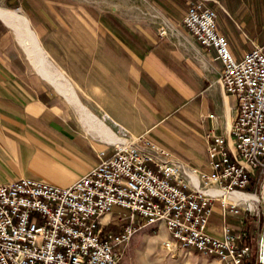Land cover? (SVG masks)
Instances as JSON below:
<instances>
[{"label":"built area","instance_id":"built-area-1","mask_svg":"<svg viewBox=\"0 0 264 264\" xmlns=\"http://www.w3.org/2000/svg\"><path fill=\"white\" fill-rule=\"evenodd\" d=\"M185 5L181 27L199 47L214 51L221 89L236 104L222 132L209 128L204 135L207 170L180 162L141 133L110 142L95 166L68 186L29 177L0 183V264H118L121 246L154 223L167 233V250L194 249L222 264H264V210L255 254L224 220L241 211L254 216L253 204L264 198V43L251 42L235 58L206 0ZM214 189L256 198L224 202ZM214 202L222 220L217 235L208 232ZM112 206L123 211L116 231L108 219L101 221Z\"/></svg>","mask_w":264,"mask_h":264},{"label":"crops","instance_id":"crops-1","mask_svg":"<svg viewBox=\"0 0 264 264\" xmlns=\"http://www.w3.org/2000/svg\"><path fill=\"white\" fill-rule=\"evenodd\" d=\"M185 1L148 0L146 10L161 22L163 35L154 29L157 26L132 25L109 11L97 13L88 25L76 26L73 33L87 54L86 69L73 75L76 84L64 82L77 102L56 90L69 108L46 92L33 90L29 78L12 76L11 59L4 53L7 40L1 36L0 183L29 177L68 186L95 166L99 151H109L110 142L136 139L141 133L180 162L206 171L204 135L209 128L222 132L233 120L236 104L221 89V63L214 51L199 47L181 27ZM241 2L206 0L216 17L221 8L229 19L230 10H242ZM224 26L216 21V30L226 36L235 58L249 51L251 42L264 43L240 35L246 47L237 50ZM81 109L100 121L106 132L87 122ZM116 218L111 212L101 221L108 219L109 228L116 231L121 228ZM215 219L212 213L211 235L219 231Z\"/></svg>","mask_w":264,"mask_h":264},{"label":"rangeland","instance_id":"rangeland-1","mask_svg":"<svg viewBox=\"0 0 264 264\" xmlns=\"http://www.w3.org/2000/svg\"><path fill=\"white\" fill-rule=\"evenodd\" d=\"M237 1L234 0V2ZM148 3V0H0L1 7L14 10L28 19L48 57L51 69H55L58 76L64 77L66 82L70 80V83L73 75L85 71L87 60L83 45L76 38L73 29L76 26L90 24L91 18L97 13L109 11L114 12L119 19L132 25L157 26L154 29L161 32L162 30L159 28L161 22L153 18L146 10ZM241 4L243 6L241 11L232 12L230 10L231 19L226 17L221 8L216 10L217 23L219 26L227 27L232 45L237 50L246 47L240 35L247 41L254 39L261 42L264 40V0H242ZM235 22L239 24V27H236ZM1 36L7 40L4 53L8 54L11 59L12 76L29 78L33 90L46 92L54 102L58 100L62 107L66 105L69 108L66 98L39 77L28 43L9 31L6 25L0 21ZM72 83L74 85L75 82L72 81ZM263 199L259 198L253 204L252 213L254 216L241 211L238 216L226 215L224 218L236 232L243 233L242 229L246 221L254 224V236L250 237L248 245L252 249V254H255L256 251V233L261 228L260 217L264 210ZM231 200L228 197L227 201ZM212 206L213 213L216 215L215 220L221 225L219 207L214 203ZM111 211L116 216L123 213L122 209L117 206H112ZM257 216L260 219L259 222H257ZM112 217L114 215L111 216V219ZM240 220H243L241 225L239 224ZM166 238L167 233L162 223H154V225L141 228L130 237L126 244L121 246L118 264H222L216 257L205 256L201 253L195 254L192 249L173 247L167 250L162 244Z\"/></svg>","mask_w":264,"mask_h":264},{"label":"bare ground","instance_id":"bare-ground-1","mask_svg":"<svg viewBox=\"0 0 264 264\" xmlns=\"http://www.w3.org/2000/svg\"><path fill=\"white\" fill-rule=\"evenodd\" d=\"M0 21L3 25H6L9 31L28 43L31 55H33L35 61V70H37L39 77H41L46 83L56 88V90H58V92L63 96L71 98L73 101L77 102V98L75 97L70 85L64 82V77L58 76L56 70H53V68L51 69L52 66H50L51 64L49 65L48 57L45 54L40 41H38L32 27L30 26V22L28 21V19L14 10H8L0 6ZM81 111L83 117L87 122H89L90 124L98 125V127L106 132V129L103 128V124L100 121L98 122L85 109H81ZM115 140L118 139H114L113 142ZM122 141L123 140L119 142ZM213 191L224 202L227 201L228 197L230 198V200L233 199L231 201H235L240 196L241 199L245 202H247L249 199L255 200L256 198V195L248 193H242L238 195L234 192H224L219 189H214Z\"/></svg>","mask_w":264,"mask_h":264},{"label":"trees","instance_id":"trees-1","mask_svg":"<svg viewBox=\"0 0 264 264\" xmlns=\"http://www.w3.org/2000/svg\"><path fill=\"white\" fill-rule=\"evenodd\" d=\"M251 186H252V182L249 183V185L246 187L247 190H250L251 189ZM243 239H242V244H246V245H249L250 241V237H253L254 234H253V231H254V224L252 222H249V221H246V224L244 225L243 229ZM193 252L195 254H198V252L194 249H192Z\"/></svg>","mask_w":264,"mask_h":264}]
</instances>
